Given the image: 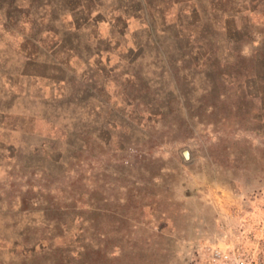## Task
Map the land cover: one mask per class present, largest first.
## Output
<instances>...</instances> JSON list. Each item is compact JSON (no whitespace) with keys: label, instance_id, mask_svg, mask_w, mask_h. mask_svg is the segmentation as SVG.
Here are the masks:
<instances>
[{"label":"rangeland","instance_id":"rangeland-1","mask_svg":"<svg viewBox=\"0 0 264 264\" xmlns=\"http://www.w3.org/2000/svg\"><path fill=\"white\" fill-rule=\"evenodd\" d=\"M263 106L264 0H0V264H264Z\"/></svg>","mask_w":264,"mask_h":264},{"label":"trees","instance_id":"trees-1","mask_svg":"<svg viewBox=\"0 0 264 264\" xmlns=\"http://www.w3.org/2000/svg\"><path fill=\"white\" fill-rule=\"evenodd\" d=\"M47 34H50V33H47ZM65 84H67V81H65V83H64V85ZM253 94V93H252ZM246 96H250L249 94H246ZM252 96V95H251ZM243 98V97H242ZM253 98V97H252ZM240 105L238 104L237 106H234V107H232V109H235V110H241V108L240 107H242V106H240ZM259 109L260 110H264V106L263 107H259ZM256 116H252L251 117V120H253L254 121V119H255V121H256ZM84 146H85V144H84ZM83 145L81 146H79L77 149H80V148H82V147H84ZM72 172H74L75 173V170L74 171H72ZM40 175L42 176V175H45V177H49V175H48V172H47V170H42V172H40ZM52 236H53V234H51L50 236H49V239H51L52 238ZM50 247H52L51 246V243H48V245H46L45 246V251L46 252H49L50 251ZM71 248V246H69V245H64V247H60V249H61V255L60 256H58L57 258V260H58V262H55V264H71L70 262H69V260H67V258H68V255H69V253H71L70 255L76 260V261H78V264H94L93 262H89V261H86L85 259V257H83V255H84V253H83V251H81V250H78V251H75V252H72V250L70 249ZM37 264H50L48 261H43V262H38ZM75 264V263H74Z\"/></svg>","mask_w":264,"mask_h":264},{"label":"water","instance_id":"water-1","mask_svg":"<svg viewBox=\"0 0 264 264\" xmlns=\"http://www.w3.org/2000/svg\"><path fill=\"white\" fill-rule=\"evenodd\" d=\"M181 155H182V157L183 158H188V152H187V150H183L182 152H181Z\"/></svg>","mask_w":264,"mask_h":264}]
</instances>
